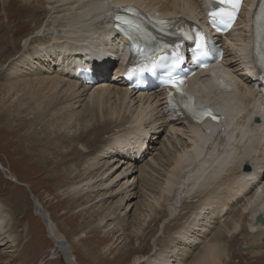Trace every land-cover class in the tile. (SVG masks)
<instances>
[{"label": "bare ground", "instance_id": "bare-ground-1", "mask_svg": "<svg viewBox=\"0 0 264 264\" xmlns=\"http://www.w3.org/2000/svg\"><path fill=\"white\" fill-rule=\"evenodd\" d=\"M15 2L18 13L19 9L42 13L43 19L33 20V29L22 39L28 49L10 61L5 69L9 73L0 78V122L14 123L11 134L24 129L25 120L17 124L9 113L8 104L17 98V112L34 113L33 127L46 122L47 135L27 137L18 150L28 151L29 158L36 155L33 161L41 160L42 169L51 170L46 179L57 181V191L73 202L77 214H89L93 220L86 229L111 234L115 243L127 241L128 227L134 238L143 236L148 224L157 219L170 224L188 204L179 228L163 238L162 246L152 240L147 256L142 255L145 245L129 249L136 253L130 264H226L221 242L237 235L256 247L264 235V226L254 222L258 216L264 218V99L255 90H260L261 81L250 59L247 9L232 34L224 40L214 38L224 77H203L194 85L200 100H209L228 119L219 126L188 128L165 112L161 93L128 90L119 71L122 61H112L123 53L125 43L113 31L104 37V22L118 7L137 6L163 20L173 16L203 23L205 0ZM251 2L246 0V6ZM79 70H89L96 83H87ZM65 130L71 133L64 135ZM97 143L95 151H89ZM156 144L159 153L150 155ZM66 165L67 174H56ZM246 166L249 170H242ZM138 193L142 202L132 204ZM84 198L85 203H79ZM133 207V222H128ZM5 211L0 205V246L10 253L14 249L9 245L15 246L18 237L10 231ZM37 213L65 264H78L65 235L46 214ZM103 251L110 253L107 246ZM257 261L264 264V259Z\"/></svg>", "mask_w": 264, "mask_h": 264}, {"label": "rangeland", "instance_id": "rangeland-1", "mask_svg": "<svg viewBox=\"0 0 264 264\" xmlns=\"http://www.w3.org/2000/svg\"><path fill=\"white\" fill-rule=\"evenodd\" d=\"M10 2H12V5H10ZM0 3V78H3V76L9 73V71L5 69H7V65L11 66L10 61L16 58V55L28 49V45H25L27 42L23 43L22 39L27 35L25 33L26 31H31L30 29H33L35 25L33 20L43 19V14H34V12L31 11L25 12L23 9H19L20 12L18 13L17 8L13 5V3H16L15 0H0ZM7 5H10L8 9ZM19 5L20 4H17V6ZM7 17L11 18L7 19ZM48 20L49 16L47 15L42 22L43 28ZM23 23H27L28 25L22 26ZM24 27L25 29H23ZM16 31H20V33ZM117 62L118 58H116V63ZM21 97L22 99L26 98L24 95H21ZM18 100L20 101V99L17 98L15 101L8 104L10 106L9 109L12 111L9 113L11 118L18 120L16 122L17 124L19 123V119L20 121L22 119L25 120L26 124L23 126L24 129L19 130L17 134H11L10 130H12L14 123L10 122L11 124H9V126H4L5 120L0 122V205L6 210V215H9L7 219L11 222L9 225V228H11L10 231L12 230L16 239L18 237L15 246L9 245L12 246L11 250L14 249L12 252L7 253L6 251L9 250H5L4 246H0V264H65L61 251L58 250L57 245L49 238L48 230L38 216L37 212L39 210L46 214V217L48 219L50 218L60 232L65 235L64 238H66L67 243L71 245L72 254L74 258H76L78 264H130L136 253H130L129 249H133L135 247L134 245H137V247L139 245H145L146 249L142 255L147 256L151 254L153 250L152 240H154L157 245L160 243L158 245L160 247L163 244V238L171 235L179 228L183 220V212L185 213V211H188L187 208L190 207L188 204L185 206L182 204L184 207H180V214L170 224H168V221L160 224L159 219L156 220V223L148 224V228H143L145 230L142 231L144 233L143 236L137 235V237L134 238L130 232L132 229L128 227L124 234L127 237H131V240L127 239V241H125V238H121L119 240L120 242L117 241L115 243L116 238L110 241L112 238L111 234H101L100 232L94 234L90 229H86V224H89V222L93 220L89 217V214H84L83 216L77 214L79 210L71 207L73 202H69L64 195L62 196L61 192L57 191V181H48L46 179V177H49L51 170L47 168L44 169V171L42 169L43 165L41 160L38 164L33 161L36 155H32V157L29 158L26 156L28 151L21 153L18 150L20 144H27V137H44L48 132L46 122H41V125L33 127L35 118L34 113L31 111L28 113L26 112V114L17 112ZM26 102L27 101H25V104ZM1 106L0 104V107ZM66 133L69 134L71 131L65 130L64 135ZM97 145L99 146L100 144L97 143L96 146L89 151L97 148ZM159 149L160 145L156 144L155 150H150V155H156ZM44 153L53 155L51 152L49 154L47 150H44ZM89 153L87 155H89ZM68 167L69 166L66 165L65 170L61 169V171H58L56 174H67L66 170ZM135 176L138 177L139 174L136 173ZM15 178L17 181L14 180ZM21 184L24 186L27 185L32 195H30L26 187H22ZM142 199L141 193H138L137 198L132 201V204L135 202H142ZM192 200L193 199H190L189 202H193L195 199ZM85 201L86 198L79 203L84 204ZM134 208L135 207L128 213V222H133L131 216L133 215ZM108 223H112V221ZM165 224H168L167 229L164 230L165 232L159 230L160 228L162 229ZM84 236L86 238L82 239ZM73 237H75V239H73ZM102 237L106 239L103 243L99 239ZM80 239L81 242L79 241ZM73 240L76 245H73ZM224 240H226V242H224ZM123 241L126 242L127 246ZM247 241L248 239L239 237V235L234 236V239L232 237L223 239L221 248L225 258H223V260L226 264H259L257 260L264 259V235L262 238H258L259 242L257 240L254 242V244L258 242V247H250ZM105 246H107V249H110V253H105V251H103ZM199 248L194 251V255Z\"/></svg>", "mask_w": 264, "mask_h": 264}, {"label": "snow or ice", "instance_id": "snow-or-ice-1", "mask_svg": "<svg viewBox=\"0 0 264 264\" xmlns=\"http://www.w3.org/2000/svg\"><path fill=\"white\" fill-rule=\"evenodd\" d=\"M241 0H214V4L220 5V7L215 8L212 12L209 13L210 23L212 24H222L227 27L231 26L232 21L235 19L236 11H238L239 5ZM227 6V7H224ZM117 20H120L126 26L132 27L135 30L140 29V25L134 24L131 20L128 19H121V17H117ZM180 34L183 36L185 40H192L193 37L184 33L183 30H180ZM179 47L178 45L176 46ZM207 46L204 42V37L197 33L195 36V59H200L201 57L209 55L210 50H206ZM175 59L172 61L171 65H166L165 67L168 68V78L164 81L165 85H170L172 88H175L177 92L183 95L182 89L180 85L183 84V81L179 77H174L172 73L175 69L180 67L182 63V57L179 56L178 52L174 54ZM155 67V62L152 63V67H146L140 69V71H151L152 68ZM129 75H132V72H129ZM171 96V92H170ZM187 107V106H186ZM189 111L191 109L189 108Z\"/></svg>", "mask_w": 264, "mask_h": 264}, {"label": "water", "instance_id": "water-1", "mask_svg": "<svg viewBox=\"0 0 264 264\" xmlns=\"http://www.w3.org/2000/svg\"><path fill=\"white\" fill-rule=\"evenodd\" d=\"M243 170H244V171H248V170H249V167L246 166V167L243 168ZM19 185H20V184H19ZM21 186L25 188L24 185L21 184ZM26 189H27V187H26ZM27 191L29 192L30 195H32V193L30 192V190H27ZM40 220L42 221L43 225L45 226L46 224H45L44 219H43V218H40ZM254 222H255V223H258V224H261V225L264 226V218H263V217H257V218L255 219ZM65 253H66V252H65Z\"/></svg>", "mask_w": 264, "mask_h": 264}]
</instances>
